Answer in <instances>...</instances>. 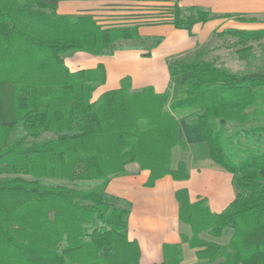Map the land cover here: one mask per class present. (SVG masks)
Returning <instances> with one entry per match:
<instances>
[{
    "label": "trees",
    "instance_id": "16d2710c",
    "mask_svg": "<svg viewBox=\"0 0 264 264\" xmlns=\"http://www.w3.org/2000/svg\"><path fill=\"white\" fill-rule=\"evenodd\" d=\"M62 1L70 0H0V264H140V246L129 238L132 204L106 190L131 164L150 172V187L168 175L190 178L184 160L172 168L174 148L187 151L181 110H189V128L199 127L212 162L239 190L222 213L178 190L179 219L192 232L183 241L211 264H264V72H233L208 60L170 64L163 93L136 90L127 76L94 101L105 65L72 72L68 55L144 49L149 57L163 38L151 47L124 45L151 40L139 33L147 24L105 28L90 14L59 15ZM163 7L172 18L149 25L170 23L192 34L214 18ZM219 35L245 46L236 54L246 60L254 50L247 45L264 40V28ZM177 76L184 81L172 98ZM228 229V244L215 241ZM182 261L181 246L166 245L164 261L155 264Z\"/></svg>",
    "mask_w": 264,
    "mask_h": 264
},
{
    "label": "crops",
    "instance_id": "0c3cea01",
    "mask_svg": "<svg viewBox=\"0 0 264 264\" xmlns=\"http://www.w3.org/2000/svg\"><path fill=\"white\" fill-rule=\"evenodd\" d=\"M136 4H178L182 9L196 8L208 11L214 18L204 24L194 25L192 34L187 29H176L170 23L140 26L139 33L143 38H163L162 42L150 51L149 57L145 56L147 51L144 49L118 51L114 57H93L82 52L68 55L65 60L72 72L95 69L100 63L105 65L106 83L95 91L94 101L107 91L119 89L122 79L127 76L132 78V85L136 90L152 86L157 93H163L171 81L170 64L193 63L194 58L203 54V45L215 32L264 28L261 26L264 19V0H70L60 2L57 12L66 16L90 14L105 28L128 26L133 25L139 17V11L121 9L129 10ZM130 45L143 46V43ZM239 60L243 61L240 58ZM177 78L181 79L183 76H177L175 79ZM175 97L172 91V98ZM188 115L189 113L181 117L176 113L181 120V140L187 144L188 151L177 146L173 150L172 160L173 169L177 168L181 160L186 162L190 173L188 180L176 181L168 175L150 187L147 185L150 172L142 171L138 165L131 164L127 167V174L114 178L106 190L107 195L127 200L132 204L128 223L129 238L137 241L140 246V264L163 262L166 245L181 246L182 264H211L208 260H199L195 250L183 241V237L190 238L192 232L190 226L179 219L180 206L176 192L187 188L193 202L201 198L207 199L214 213L225 211L239 193L231 174L216 164L212 169L203 165L204 160L210 157V151L199 127L189 128L185 119ZM177 152L179 154L176 160ZM194 171L197 173L196 178ZM193 179L194 191H197L194 195L190 188ZM202 237L210 241L205 234ZM230 237L231 235L227 243L218 242L226 245Z\"/></svg>",
    "mask_w": 264,
    "mask_h": 264
},
{
    "label": "rangeland",
    "instance_id": "374dc122",
    "mask_svg": "<svg viewBox=\"0 0 264 264\" xmlns=\"http://www.w3.org/2000/svg\"><path fill=\"white\" fill-rule=\"evenodd\" d=\"M163 6H169L164 4H147V5H133L132 9L125 10L124 11H133L138 12V16H144V18L136 19L138 20L137 23H145L147 26H151L149 24H154L156 22L168 20L169 18H172L170 10H164L165 8ZM138 7V8H137ZM140 7V8H139ZM169 10V11H168ZM186 15H189V13H186ZM145 16H153L152 18ZM162 18H159V17ZM156 17V18H155ZM136 23V22H135ZM261 26L264 27V19L262 20ZM238 40L236 38H228L224 36H220L219 33L215 32L210 36V38L206 41V43L202 47L203 54L200 57L194 58L195 61L200 60H208V61H215L217 65L224 67L226 69H229L233 72H240V71H248L250 69L256 70V71H262L264 72V40L260 42L255 43H249L247 46L252 45L253 50V59H246V60H239L238 55L236 54L237 49L245 47L238 45ZM140 42H124V45H138ZM155 43V40H146L144 41V45H147L151 47ZM189 60V59H187ZM187 63V62H186ZM252 66V67H251ZM172 85V91L174 95H177V92L179 88L182 86L184 78H177L174 80ZM189 112V110H181L178 111L179 116H184ZM15 138V134L12 136V139ZM188 151V150H187ZM178 152L176 153V160L178 159ZM203 165L206 166L208 169H212L214 163H212L210 157H208L207 160H204ZM194 177H197V173L194 171ZM192 194L194 195L197 193V191H194V179H193V185L190 186ZM232 233V230L228 229L224 233V237L221 240H217L221 243H227V239L229 235ZM210 239L209 237H207ZM211 240V239H210Z\"/></svg>",
    "mask_w": 264,
    "mask_h": 264
}]
</instances>
